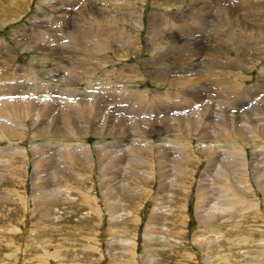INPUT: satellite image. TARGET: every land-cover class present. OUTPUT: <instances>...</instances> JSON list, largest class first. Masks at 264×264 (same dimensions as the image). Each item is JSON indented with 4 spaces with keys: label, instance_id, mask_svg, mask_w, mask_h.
I'll use <instances>...</instances> for the list:
<instances>
[{
    "label": "rangeland",
    "instance_id": "374dc122",
    "mask_svg": "<svg viewBox=\"0 0 264 264\" xmlns=\"http://www.w3.org/2000/svg\"><path fill=\"white\" fill-rule=\"evenodd\" d=\"M42 1L43 0H0V19L8 21L11 17H14V20L6 22L4 26H0V39L13 46L12 39L14 38H18V42L26 43V45H28L27 42L35 41L41 38L42 28L38 26L40 29H36L33 26L34 12L37 8H40L43 14V19H40L41 22L44 21L42 24L43 27H48L50 23H53L56 24L55 26L57 29L62 32H69L75 26H83L87 28L90 26L88 25L89 22L92 25L90 26V29L93 30V28L98 27V24L102 27V24L110 22L107 15L100 16L97 14L100 10L96 7V5H102L105 10H109L111 7L109 2L113 0H97L98 2L88 4L87 0H55L56 3L54 6L56 8L63 9L67 7H77L75 12L70 15L73 16V18H70L69 15L65 16L67 19L66 22H62L56 17H53L54 14L51 12L52 8L47 5H41ZM102 1L103 3L100 4ZM123 1L127 2V0ZM8 3L10 5L13 3L16 9L10 10V8L7 11L6 7H8ZM88 6L94 8L90 14L92 17L96 18L95 21L98 23L91 22L88 19H82L80 21L77 20V16L75 14L78 13L79 15L80 10L87 11L89 9ZM139 8H141V12H139ZM133 9H138L136 14L138 18L142 17L143 21L142 27L144 28L139 30L137 34V38L141 44L139 45L140 49L138 53L129 54L127 57L123 56L121 59H118V61H114L116 56L112 59L110 58V62L106 67L105 75H111L115 79L118 78L116 80H118V82H123L122 89L124 88L123 90L126 91L133 92L136 90H149V92L153 91L152 93L160 94L176 90L171 86L164 85L160 80L152 81L141 74L145 68V61L151 57L146 46V41L149 40L148 38L151 33H148L146 28L149 26L148 24L150 23V20L153 19L154 24L157 27H160L161 30H163L162 32L171 35L168 36L169 38L167 40H165L166 44L164 43V46L168 45L170 48H177L176 50H179V55H176V57L169 55L170 62H168V65L170 69L176 70L179 69L180 66H183V68L186 69L188 64H190L188 67L192 65L193 61H197L198 64L200 63L199 67L193 69L194 71L190 70L187 72L189 75L188 77L190 78H187V81H192L194 84L191 82V84H189L191 85L190 87H182L180 90H184L186 88L192 90L193 88L199 90L212 88L211 90L215 92V95L212 94V96L214 98L217 96V100L219 101L215 102L213 99L214 102L209 101V105L212 108H215L221 115L222 123L217 124L216 122H213L209 127L214 130V134L220 141L218 142L220 146L227 147L233 143H240V140L237 139V137L235 139L234 135L230 136L225 132L218 134L215 128H219L223 131L225 130L223 126L225 125V118L220 110L224 111L226 105L230 104L231 101H234V106L237 110L240 108L247 113V115L241 117L246 121L240 127L241 129L250 124L251 119L248 115L255 114L257 117L264 115L262 112L258 111L261 104H259V107L250 106V108H248L249 105L247 106V104L242 105L243 103H246L245 100H247V98L252 96V92L249 88L264 85V47H262L264 46V0H134L131 3L120 7L118 10H121L120 13L128 14L130 12H135ZM165 16L167 19H165ZM49 18L52 19L49 20ZM128 18H131V15L126 18V21L130 20ZM57 29L55 28L54 30L58 31ZM23 30H25L26 34L27 32H29V34L32 32L33 34L31 36L28 35V37L37 39L26 40L25 37L22 36ZM182 35V42L186 43V45L181 46L172 42L168 43L170 40H180ZM67 42H71L72 44L69 46L67 45V48H69L68 52L70 53H64L63 51L59 54L60 56L46 54L41 50H36L35 52H18L15 46H13L15 50L14 52H16L15 57L13 55L11 57L0 55V61L2 62L0 63V71L5 65L8 67L11 66L18 71H23L22 75H25L23 76L24 79L25 77L28 79L30 75L28 71L33 68L32 64H35L36 66H39L38 70L40 75L58 70L59 67V71L64 74L71 72L69 73V76L72 77L77 74L76 71H69V66L73 63L72 60L76 58L77 54H82L90 49L92 51V47L94 46L92 43H87L86 41H83V39H77V37L75 39L73 36L69 37L68 41L65 43ZM257 42L260 43L261 46H255L258 44ZM155 44L156 42L154 43V49L159 50V52L160 50L163 51V46H158L157 48L155 47ZM64 45H62V48H66ZM115 49H117L116 45L112 47V50ZM200 51L203 54H201ZM258 51L262 52L257 53ZM118 54L123 55L121 52H118ZM107 55L113 57V55L111 56L109 52H107ZM210 57H215L214 59H217L219 62L230 61L227 68H218V71L222 74L219 76L223 78L228 79L240 71L241 77L239 76L235 82H232L236 84L238 83V87H236L238 92L236 91V93H233L234 95L229 91L231 90L229 87L231 84L228 86L226 85V87L224 86V88H216L215 86L216 89H214L211 82L214 81L213 83L216 84L218 78L217 80H214L216 78L214 77V74L212 75L213 72L210 71L211 66L216 68L215 62L213 61V64L210 62L212 60ZM183 59L186 60L185 63L187 62L185 64L186 66L184 64L181 65L183 61L180 60ZM179 61V64L173 63H178ZM41 62H45L44 65ZM123 65L125 68L133 66L135 68L134 73L135 71L139 73L134 75L136 80L133 83L130 82L132 80V77L130 76L131 74L129 75L128 72H125L126 70L124 72L121 71V67H123ZM165 69L166 68L163 67V70L160 69V72L162 74H166ZM79 71L80 70H78V73ZM52 73L54 72H51L50 74ZM0 75H2L1 78H7L11 75L14 76L12 71L8 73L3 72V74ZM116 75H120L122 79L119 80V77H116ZM18 76L21 77L20 74H18ZM92 77L94 78V84H96L98 79H102V76L98 73V71H96ZM112 77L110 78V81L116 83V81H114L115 79ZM182 77L183 76L181 75V78ZM39 81L37 79L36 82L38 83L26 82L25 84L29 89L47 87L44 86L45 84L43 80ZM44 81L48 82L49 80L44 79ZM81 81L83 84L78 87V91L80 90L79 92L85 88L84 82L86 81V77L83 76ZM94 84L92 87L95 90L96 85ZM111 86L114 88L113 84ZM226 88H228L227 91ZM149 92L147 94L148 96L146 95L147 97L145 101L150 103L151 107L149 104L147 105L146 102H141L140 104L138 103L139 105L137 106L124 100L123 103H117L118 105H115L116 109H114L113 101L111 100L112 96L105 94L101 97L96 96L106 102L104 106H112L109 111L110 114H114L115 116V112H118L119 116L120 114H124L125 118L121 117L118 120L114 119L111 121V117L109 120L105 119L103 114H101L102 110H100L101 107H99V104H94L91 112L87 107L84 108L85 110H82L83 114L87 116L86 120H88V127H96V132H101L98 129L101 126H104L106 130L104 133H112V136L104 135V137L101 138L100 136L88 134L84 138H66L61 140L58 139V137L50 136V134L47 133L46 135L42 134L40 137H37L38 139H35L32 137L31 132H27V136L22 143L17 142V140H13L15 146L17 145L19 147H23L28 152V160L27 162L25 161L24 164L25 178L21 184L22 189L19 191L20 195H23L25 199L24 201L22 199L23 205L21 208H17L21 205V202L12 201L14 199V196L11 193L12 186L4 179V181L1 182L2 178H0V196H3L4 200L8 199L6 202H0V254H2V256H5V258L11 260L14 264H38L39 256H45V264H207V262H209L207 259L211 255L210 248L214 250L219 245L223 246L225 239L223 238L222 241H217L216 237H208V234L217 236V234L221 233L222 230L217 227H200L195 216V196H206L207 191L212 192V186L216 189L219 188V180L207 178L209 175L212 177L213 174L211 172L213 169L207 166L206 161L203 159L204 156L201 153H196V156L200 159L195 156L197 163L194 164L191 169V174L193 173L192 176L194 175L195 179L193 180L191 174H189L190 178L187 184L184 204V222L182 224L183 227L181 228V233H178L179 230L174 229L172 225L173 223H176L174 222V212L171 216H165L163 218L160 216L155 226H152L151 224L149 225L150 218H157L160 209L165 212L168 210L167 207H170L163 197H165L167 193L166 187L173 178V174L169 171V169L173 168V164L170 162L173 160L172 157L165 158V155L161 156L159 153H156L155 157L158 158L159 161L154 164H150L151 158L149 155L153 153L155 144L165 138L173 137L171 135L177 132L175 128L169 131L162 128L160 130L163 131L158 130L156 132L148 133L146 136H141L143 140L148 141L142 155L136 151L130 152L127 148L126 151L125 149L117 151L114 147L110 146V143L113 142H124V145H126L124 147H127L130 142L129 140L133 139L131 135H137L136 133L131 132L134 128L133 124L130 122V119L132 118L138 122L139 128H143L149 123L161 124L163 122L165 123L171 121L185 124L187 121L186 119L188 118L184 116L174 114L171 117L165 115L170 108L175 111V109L179 106L178 103L167 100V103L163 101L162 104H156L157 106L155 103L152 105L151 102H155L156 98L159 99L161 96L154 97V100L151 98L152 94ZM241 95L243 97H240ZM179 99H181L180 96ZM242 99L244 100L243 102ZM110 100L112 103H110ZM156 109H161V111ZM114 110L116 111L113 112ZM140 110H146L147 112L145 111L146 113H141L143 115H140L138 118L136 116H138ZM186 110L187 109H185V113L188 111ZM135 111L137 113H135ZM179 111L180 110L176 112ZM234 111L236 112V110ZM224 112H226V110ZM239 115V113L235 114L237 118H234V125L236 126L239 125V123H237ZM55 116L57 115L49 114V117L46 119V122H48L47 128H54L56 126L59 130H67V128H65V124H63L64 126L61 125L63 122H60V119L58 120ZM182 117H184V119ZM189 122L191 126H201L196 120V117L190 118ZM25 125H29V122L26 121ZM169 125L176 127L177 124L172 123ZM201 128L203 129V127ZM133 130H135V128ZM200 133L196 134V138L191 139L193 147L198 145L201 139H203L200 137ZM252 135L257 136L256 141H262L264 143L261 139L264 134L256 132ZM57 141H62L67 144L69 143L73 146L81 143L82 141L83 144L89 145L91 149H94L95 147L98 148L99 146H105L107 144L108 151L105 155L94 154L92 156L93 165L90 168L85 167L79 169L81 171L79 173H75V175L79 174L81 184H70L69 190L67 191L70 195H68L69 202L53 203V212L44 211L41 209L43 205L41 206L40 204H37L38 211L35 212L36 202H32V199L34 195L38 194V192L33 189L32 174H35L38 171L33 173L35 157H33V155H37L41 150L38 149L32 154L31 149L33 147L38 148L41 145L47 144H51L53 146ZM205 141L207 142V140ZM5 145L6 143L0 142V149L5 148ZM248 145L249 146H245L247 151L246 155L251 158L253 146H251L250 143H248ZM0 157H2V155H0ZM55 158H58L56 154ZM143 162H146L144 165H150L147 168H144L143 166L137 167L138 164L142 165ZM238 167V164L234 165V174H229V177L233 182L243 181L239 178V174H236ZM40 172L44 174L42 176L48 175L51 178H57L58 183L63 185L65 184L63 178H69L67 174H59L56 171H51V169L50 171ZM135 175L137 176V179H140V181L138 180L137 188L141 186L143 181L144 188H142L141 191H144L146 197L142 200V202H139L135 208H131L133 206V202H130V195L132 193L131 189L133 188L132 178ZM152 176L153 179L151 178ZM161 176H164L165 179L160 181L159 185L162 186L160 190L161 195L156 197L155 194L158 191L159 185H157L155 181ZM251 177L252 175L250 174L245 181H251ZM126 184L127 186L121 190L122 186ZM80 186L82 187L78 188ZM80 193L86 194L90 202H82L79 197ZM234 193L239 195V192L236 190H234ZM105 194H110L109 196H111V198L105 200L107 197ZM216 195L218 196V194ZM257 195L260 197L261 194ZM242 196H245L246 198L245 194ZM161 199L162 201L160 202ZM257 199L261 200L260 198ZM207 201L209 200L203 198L200 202ZM220 201H222V199ZM255 201L257 202V200ZM42 202H46V200H43ZM49 203L50 202L47 201L46 205ZM177 203L184 202H176V207ZM88 206L91 207V210L88 209ZM173 208L174 207L172 205V209ZM111 210L113 211L111 212ZM118 210L120 211L119 214H121V219H118L114 215V213H116L114 211ZM130 213H133L134 215L130 216ZM240 214H245L241 211L240 207H234V209L232 207H226L223 211L218 213V217L220 220L225 221L226 225H231V218L232 225L230 227L234 228V235H231L230 239L234 241V245L236 244L235 241H238V239L235 238V232L238 231V216ZM255 215L256 214L252 216L254 217ZM132 218L135 219L136 222H134V224H136L129 226L128 222ZM230 227L226 228L225 232L229 231ZM254 228L255 230L258 229V227H253V229ZM200 230L203 231L201 232ZM245 233V235L251 237L250 240L252 242L262 241V239H259L257 232L251 235V232L248 230ZM197 237H199V240ZM130 239L133 240L132 244H126ZM208 240L214 241V243L207 246ZM242 251H244V249ZM263 251L264 246L250 245L251 253L249 260H247L245 253H234L233 248L230 254L231 256H226V258L230 259V257H232L233 262L235 261L236 263H250L262 258L261 256H256L254 253H261Z\"/></svg>",
    "mask_w": 264,
    "mask_h": 264
},
{
    "label": "bare ground",
    "instance_id": "6f19581e",
    "mask_svg": "<svg viewBox=\"0 0 264 264\" xmlns=\"http://www.w3.org/2000/svg\"><path fill=\"white\" fill-rule=\"evenodd\" d=\"M132 1L134 0H127V2L123 0L110 1L109 3L111 4V7L109 10H105L104 6L102 5H96V7L99 8L100 10V12L97 14L100 16L107 15V17H109L110 19V22L102 24V27H100V25L98 24V27L93 28V30L90 29V26L92 25L89 22L88 25L90 26H88L87 28L83 26L81 27L75 26L69 32H62L58 30L57 27L55 26L56 24L53 23H50V25H48L49 28L43 27L42 24L44 23V21L41 22L40 20L43 19L42 18L43 14L41 9L37 8L34 12L33 26L36 29H40V27L42 28L41 29L42 37L39 39L28 37V35L31 36L33 33L30 32L31 34H29V32H27L26 34L25 30H23L22 36L25 37L26 40L27 39L28 40L37 39V40L27 42L28 45H26V43L18 42V38L12 39V45L15 46L18 52H27V51L35 52L36 50H41L46 54H53L55 56L61 54L63 51L64 53L68 52L69 48L67 47L72 44L71 42L70 43L68 42L65 43V42L68 41V38L72 36L75 37V39L77 37V39L80 38L83 39V41H86L87 43H92V45L94 46L92 47V51L91 49L90 50L87 49L88 51H85L83 53L81 52L82 54L79 55L77 54L76 58L72 60L73 63L70 64L69 71L73 70L74 72L75 71L77 72L76 75L72 74L73 75V76L71 75L72 77L69 76V73L71 72L64 74L59 71L60 70L59 67L58 70L51 71L54 72L52 74H50L51 72H49L40 75L38 70L39 66L32 64L33 68L30 71H28L30 73L28 79H26V77L24 79L23 76L25 75L24 74L22 75L23 71L21 70L18 71L15 68H12L11 66L8 67L7 65L1 68L0 74H3V72L8 73L12 71V74H14V76L11 75L10 77L7 78H1L2 75H0V142L6 143L5 148L0 149V155H2V157H0V178H2L1 182L6 180V182L12 186L11 193L14 196V199L12 201L21 202V205L18 206L17 208L19 209L21 208V206L23 205L22 199L23 201L25 199L23 195H20L19 191L22 189L21 184L25 178L24 164L25 161L27 162L28 160V152L23 147H19L17 145L15 146L13 140H17V142L22 143L25 137L27 136L26 135L27 132L28 133L31 132L32 137H34L35 139H38L37 137H40V135L42 134L46 135L47 133H49L50 136L58 137V139L61 140L66 138H73V139H77L78 137L84 138L88 134L100 136L101 138H103L104 135L112 136L113 135L112 133L109 132L107 134L104 133L106 131L104 126H101L98 129L101 132H96L97 130L96 127H92V126L88 127L87 124L88 120H86L87 116H85L82 112V110L85 107L90 109L91 112L92 108L94 107L93 105L99 104L100 105L99 107H101L100 110H102L101 114H103L105 119L109 120V118L111 117L112 119L111 121H113L114 119L118 120L121 117H124V114L122 115L120 114L119 116L118 112H115L116 110L113 111L115 112L116 116L114 114L109 113L112 106L111 105L104 106L106 102L99 99V97H101L104 94L108 96H112L111 100L113 101L114 109H116L115 105H118L117 103H123L124 100L131 103L132 105L138 106L141 102H146V104L147 105L149 104L150 106V103L145 101L146 97L148 96L147 94L149 90L147 91L136 90L133 92L123 90L124 89V88L122 89L123 82L120 81L118 82V80H116L118 78L115 79L111 75H105L106 67L110 62L109 60L110 58L112 59L116 56L114 58V61H118V59H121L123 56L127 57L129 54L138 53L140 49L139 45L141 44L139 42V39L137 38L138 36L137 34L138 31L143 29L144 27H142L143 26L142 17L138 18L136 14V11H138V9H133V11L135 12H130L128 14L120 13L121 10H118L120 9V7L131 3ZM95 2L98 1L87 0V4L95 3ZM55 3H56L55 0H43L41 2V5H47L48 7L52 8L51 12L54 14L53 17H56L58 20H61L62 22H66L67 19L65 16L72 15L77 8L75 6L70 8L67 7L63 9L56 8L54 6ZM102 3L103 1L100 4ZM6 8L7 11L10 8H11L10 10L16 9L13 3L11 5L8 3V7ZM88 8L89 9L87 11L80 10L79 15L78 13L75 14L77 16V20L80 21L82 19H88L91 22L98 23L97 21H95L96 18L92 17V15L90 14V12L94 10V8L90 6H88ZM139 12H141V8H139ZM129 15H131V18H128L130 20L126 21V18ZM70 18H73V16H70ZM50 19L52 18H49V20ZM165 19H167L166 16ZM11 20H14V17H11V19L8 21ZM8 21L0 19V26H4L5 23ZM148 25L149 26L146 29L148 30V33H151V35L148 38L149 40L147 39L148 41H146V46H147V51L150 52L151 57L149 56L150 59L145 61L144 63L145 68L143 72H141V74H143L146 78H149L152 81L160 80L164 85L166 86L168 85L176 89L173 92L171 91L169 92L167 90L168 92L160 93V94L152 93L153 91L149 92L152 94L151 98L153 99L154 97L161 96V98L159 99L156 98L155 102L152 101L151 104L152 105L154 103L155 105L160 103L162 104L163 101L167 103V100H171V102L178 103L179 106L177 107V109L174 108L175 111H173L171 108L168 109L169 111L166 112L165 115L172 117V115L176 114V115L184 116L188 119H186L187 121L185 122V124L171 121L165 123L163 122L161 124L149 123L145 127H143L144 126L143 125L142 126L143 128L141 127L139 128L138 122L134 118H132L133 120L130 119L131 120L130 122L133 124L135 130H133L134 129L133 128L131 132H134L137 135H131L133 139L129 140L130 142L127 145V147H124L126 146L124 145V142H113L110 143V146L114 147V149L117 151H121L123 149H125L126 151L127 148L130 152L136 151L140 155H142V153L144 152V148L147 146L146 144H148V141L143 140L141 136L143 135L146 136L148 133L156 132L162 128H165L167 131L175 128L177 132L171 135L173 137L165 138L164 140L155 144L153 153L149 155L151 158L150 164H154L159 161V159L155 157L156 153H159L161 156L165 155L164 156L165 158L172 157L173 159L172 161H170L173 164V168L169 169L170 173L173 174V178L171 179L169 185L166 187L167 193L165 197H163L165 201H167L170 207H167L168 210L165 212H163L162 209H160L157 218L156 217L150 218L149 225L151 224L152 226H155L160 216H162L161 218L165 216H171L174 212L175 215L174 222L176 223L175 224L173 223L172 225L174 229L179 230L178 233H181V228L183 227L182 224L184 222V208H185L184 204H185V198L187 192V184L190 178L189 174H191V169L193 168L194 164L197 163L196 157L200 159L198 156H196V153H201L204 156L203 159L206 161L207 166L213 169L211 172L213 174L212 177L211 175H209L207 178H214L216 180H219L218 181L219 188L216 189L212 186V192L207 191L206 196H195L196 198V203H195L196 206L194 210L195 216L199 222L200 227L203 228L217 227L218 229L222 230V232L217 234V236L216 235L212 236L211 234H208V237H212V238L216 237L217 241H222L223 238L225 239L223 246L219 245L220 248L219 246L214 250L210 248L211 255L207 259V261H209L207 262V264H264V251L261 253H254L256 256H261L262 258L260 260H256L250 263L249 262L236 263L235 261L233 262L232 257H230V259L226 258V256H231L230 255L231 251L234 248V253L235 252L245 253L247 256L246 257L247 260H249V256L251 253L250 245L264 246L263 245L264 244V237H263L264 235V143L262 141H256L257 136L252 135L253 133L256 132L259 134L261 133L264 134V115L259 117H257L255 114L248 115L249 118L251 119L250 124L241 129L240 127L242 126V124L246 122L241 117L247 115V113L240 108L238 109L239 110L238 111L237 108L234 106V101H231L230 104L226 105L225 107L226 112H224L225 111L224 109H223L224 111L220 110L225 118V125H223L225 130L223 131L219 128H215V130L218 134L225 132L230 136L234 135V138L236 139L237 137V139L240 140V143H236V144L233 143L232 145L227 147L220 146L218 143L220 141L218 140L217 136L214 134V130L209 127L213 122H216L217 124L222 123L221 115L218 113V111L215 108H212L209 105L210 104L209 101L212 102L219 101L217 100V96H215V98L212 96V94L215 95V92L211 90L212 88L211 89L204 88L201 90L195 88H193V90L186 88L184 90H180V88L182 87L191 86L189 84H191L192 81H187V78H189L187 72H189L190 70L192 71L193 69L199 67L200 63L198 64L197 61H193L192 65L188 67L190 65L188 64L186 69H184L183 66H180V68L176 70L170 69L168 65V62H170L169 57L170 56L176 57V55H179V50H176L177 48L176 49L172 47L170 48L168 45L164 46L165 40H167L169 38L168 36L171 35L162 32L163 30H161L160 27H157L154 24L153 19L150 20V23ZM55 28L58 31L54 30ZM182 39H183V35L180 38V40L178 41L170 40L168 41V43L172 42L176 45L184 46L186 45V43L182 42L183 41ZM155 42H156L155 47L157 48L158 46L164 47V48L162 47L163 51L160 50L159 52V50L154 49ZM62 45H64V47L66 48H62L63 47ZM114 45H116L117 49L112 50V47H114ZM13 46H11L10 43L0 39V55L10 56V57L13 55L15 57L16 52H14L15 50ZM255 46H261V45L260 43H258ZM107 52H109L111 56L113 55V57L107 55ZM118 52L123 53V55L118 54ZM261 52L262 51H258L257 53H261ZM201 54L203 53L201 52ZM210 58H212L210 62L213 64L214 61L216 64V68L210 65L211 66L210 71L213 72L212 75L214 74V77L216 78L214 80H217L218 78L217 80L218 84L217 83L214 84L213 83L214 81L211 82L214 89H216L217 87L224 88V86L226 87V85L228 86L229 84H231L229 86L231 90L229 91L232 94L236 93V91L238 92L236 88L238 87L237 86L238 83L236 84L232 82H235V80L238 79L239 76L241 77L240 71L236 75L231 76L228 79L223 78L219 76L222 74H220L221 72L218 71V68L219 67L227 68L229 66L230 61L219 62L217 59H214L215 57L214 58L210 57ZM180 61H183L181 65L183 64L185 65L187 63V62L185 63L186 61L185 59ZM180 61L178 63L176 62L173 63L179 64ZM0 63L2 62L0 61ZM41 63L44 65L45 62H41ZM163 67L166 68L165 69L166 74H162L160 72V69L163 70ZM134 69L135 68L133 66H130L129 68H125L123 65V67H121L122 72L126 70L125 72H128L129 75L131 74L130 76L132 77V80L130 82L132 83L136 80V78H134L135 77L134 75L139 74L136 71L134 73ZM78 70H80L79 73ZM96 71H98V73L102 76V79H98L96 84H94L93 83L94 78L92 77V75L96 73ZM18 74H20L21 77L18 76ZM181 75L183 76L182 78ZM83 76L86 77V81L84 82L85 88L82 89L81 92H79L80 90L78 91V87H80L83 84V82L81 81ZM31 77H32V81H31ZM111 77L115 79L114 81H116V83L110 81ZM116 77H119V80L122 79L120 75L118 76L116 75ZM37 79L38 81L43 80L45 84L44 86L47 87L29 89L28 86L25 84L26 82L38 83L36 82ZM44 79H48L49 81L46 82L44 81ZM93 84L96 85L95 90L92 87ZM112 84L114 85V88L111 86ZM249 89L252 92V96L247 98V100H245L246 103H243L242 105L247 104V106L249 105L248 108H250V106L259 107V104H261V107L259 108L258 111L264 114V85L253 86L252 88ZM227 90L228 88H226V91ZM179 96L181 97V99H179ZM240 97L243 96L241 95ZM111 100L110 103H112ZM243 101L244 100L242 99V102ZM185 109L188 110V111L186 110L187 111L186 113H185ZM146 110H142V111L140 110V113L136 117L139 118L140 115H143L141 113L147 112ZM178 110L180 111L176 112ZM234 110H236V112ZM158 111H161V109ZM135 113L137 112L135 111ZM236 113L240 114L238 116L239 120L237 122L239 123V125L237 126L234 125V118H237L235 116ZM49 114L57 115L55 117L58 120L60 119V122H63L61 125L65 124V128H67V130H59L57 129L56 126L54 128L53 127L47 128L48 122H46V119L47 117H49ZM184 117L182 118L184 119ZM193 117H196V120L201 125L200 127L191 126L189 119ZM26 121L29 122V125H25ZM172 123H176L177 124L176 127L169 125ZM201 127H203V129ZM199 133H200V137L203 138L204 140L203 139H201V141L199 140L200 143L195 147H193L191 144V139L196 138L197 136L196 134ZM261 139L264 141V136L261 137ZM205 140H207V142ZM248 143H250V145L253 146L251 158H249L248 155H246L247 151L245 149V146H249ZM107 147L108 146L106 144L105 146H99L98 148L95 147L94 149H91L89 145L83 144L82 141L81 143H78L74 146L69 143L67 144L62 141H57L54 143L53 146L51 144H47V145H41L38 148L33 147L31 149L32 154L35 153L38 149L41 150L37 155H33V157L35 156L34 164H33L34 165L33 173L35 171H38L35 174H32L33 189L38 192V194L34 195L32 199V202H36L35 212L38 211L37 204H40L41 206L43 205L41 209L44 211H52L53 203L55 204V202H69V197H68L69 193H67V191L69 190L70 184L72 185L81 184V181L79 180L80 179L79 174L75 175V173H79L81 171L79 169L85 167L90 168L93 165L92 156L94 154L105 155L106 152L108 151ZM55 154L58 156V158H55ZM144 163L146 162H143L142 165L138 164L137 167L143 166L144 168H147L150 165V164L144 165ZM236 164L239 165L236 174H239L238 176L241 180H243L242 182H238V181L233 182L232 179L229 177V174H234V165ZM50 169L51 171H56L59 174L65 173L68 175L69 177L68 179L63 178L65 181L64 185L58 183L57 178H51L48 175L42 176L44 174H42L40 171H48V170L50 171ZM192 174L191 177L194 180L195 178L194 175L192 176ZM250 174L252 175L251 177L252 180L245 181V179L248 178ZM151 178L153 179V176ZM164 179L165 177L161 176L155 182L157 183V185H159L160 181ZM138 180L140 181V179H137L136 175L132 178L133 188L131 189L132 193L130 195V199H131L130 202H133V206L131 208H135L139 204V202H142V200H144L146 197L144 191H141L142 188H144L143 181L141 183V186L137 188ZM82 186L78 188H81ZM126 186L127 184L122 186L121 190H123L124 187ZM161 188L162 186L159 185L158 191L155 194L156 197H159L161 195L160 194ZM234 190L239 192V195H236L234 193ZM216 194H218V196ZM243 194L246 195V198L245 196L244 197L242 196ZM257 194H261L260 197H258ZM109 195L110 194H105V196H107L105 200L111 198V196ZM248 196L251 198H249ZM79 197L82 202H90L87 195L84 193H80ZM203 198H206L209 201L200 202ZM257 198H260L261 200H258ZM162 199L160 200V202L162 201ZM221 199L222 201H220ZM43 200H46V202L49 201L50 203L46 205V202H42ZM255 200H257V202ZM6 201H8V199L4 200L3 196H0V202H6ZM176 202H184V203H177V207H176L175 205ZM172 205L176 209L173 208L174 209L173 210ZM226 207H232L233 209L234 207H240L241 211L245 213V214H240L238 216L239 226L237 227L238 231L235 232L236 235L235 238L238 239V241H235L236 243L235 245H234V241L230 239V236L234 235V228L230 227L232 225L231 218H230L231 225H226L225 221L220 220V218L218 217V213L223 211V209H225ZM88 209L91 210V207L88 206ZM112 211L113 210H111V212ZM114 212H116L114 213V215L118 219H121V214H119L120 211L118 210ZM251 214L252 215L256 214V215L253 217ZM129 215L133 216L134 214L130 213ZM134 222H136L134 218L130 219L128 222L129 226L135 225L136 223L134 224ZM228 227H230V230L225 232V229ZM253 227H258V229L255 230V228L253 229ZM248 230L251 232V235L257 232V234L259 235V239H262V241L252 242L250 240L251 237L245 235L246 234L245 232H247ZM200 231L202 232L203 230ZM198 238L199 237H197V239ZM132 242L133 240L130 239L127 241L126 244H132ZM207 243L208 246L213 244L214 241L208 240ZM243 249L244 251H242ZM44 258L45 256L44 257L39 256L38 264H45ZM10 261L11 260L5 258V256H2V254H0V264H14L12 261L11 262Z\"/></svg>",
    "mask_w": 264,
    "mask_h": 264
}]
</instances>
